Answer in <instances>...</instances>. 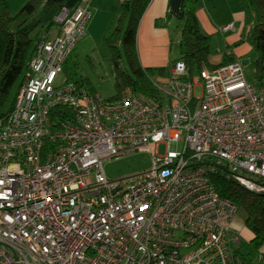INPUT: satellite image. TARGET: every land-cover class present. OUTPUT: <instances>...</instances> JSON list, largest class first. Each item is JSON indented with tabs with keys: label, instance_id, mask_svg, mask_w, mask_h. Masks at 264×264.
Here are the masks:
<instances>
[{
	"label": "built area",
	"instance_id": "built-area-1",
	"mask_svg": "<svg viewBox=\"0 0 264 264\" xmlns=\"http://www.w3.org/2000/svg\"><path fill=\"white\" fill-rule=\"evenodd\" d=\"M92 17V0L60 10L0 118V264H234L239 205L211 173L226 165L264 193V79L249 81L239 60L190 77L178 60L154 81L159 98L60 82ZM59 105L75 113L56 122ZM130 151L151 166L109 178L102 160Z\"/></svg>",
	"mask_w": 264,
	"mask_h": 264
},
{
	"label": "trees",
	"instance_id": "trees-1",
	"mask_svg": "<svg viewBox=\"0 0 264 264\" xmlns=\"http://www.w3.org/2000/svg\"><path fill=\"white\" fill-rule=\"evenodd\" d=\"M68 0H28L15 13L9 8L8 0H0V105L4 104L10 91L20 80L22 85L26 73L29 71L35 45L40 38L37 27L42 25L47 33L52 28L56 29L55 16L66 6ZM151 0H123L121 12L117 19L116 27L107 36L109 46L113 51V68L116 77V98L125 92H139L145 95L162 97L163 93L155 85L154 75L168 78L171 67L178 60H183L193 77L196 67L200 69L209 62L211 54L212 37L205 34L200 27L196 14L198 0H185L183 4L184 18L180 24V32L175 47L178 56L171 60L168 67H144L137 51V31L140 20ZM246 10L253 20L250 43L254 47L256 57L253 60L255 84H261L264 79V0H244ZM37 38L35 44L34 40ZM125 53L126 67L123 66ZM71 55V54H70ZM69 58V57H68ZM71 60V57L69 58ZM66 60L63 70L67 69ZM236 59L230 55L221 64L230 63ZM77 73V66L73 67V74ZM21 77V78H20ZM80 85L87 84L92 92L94 88L81 76L76 79L74 75L67 77ZM20 88V87H19ZM10 111V110H9ZM5 112L2 117L9 113ZM56 122H61L67 116L75 113L67 105H59L52 110ZM227 166L223 165L211 173V179L217 191L224 197L243 207L247 213L246 225L254 234L249 242L255 254L264 256V193L251 192L238 184L227 175ZM247 260V259H246Z\"/></svg>",
	"mask_w": 264,
	"mask_h": 264
},
{
	"label": "crops",
	"instance_id": "crops-1",
	"mask_svg": "<svg viewBox=\"0 0 264 264\" xmlns=\"http://www.w3.org/2000/svg\"><path fill=\"white\" fill-rule=\"evenodd\" d=\"M28 0H8L12 13L17 12ZM185 0H151L142 15L137 31V51L144 67H168L175 56V42L178 41L180 24L184 18ZM79 0H70L66 6L74 8ZM123 0H92L94 15L89 22L90 28L100 20H117L121 12ZM196 14L201 30L212 37L218 47L215 59L209 62L218 65L231 54L240 62L250 57L254 47L250 43L253 27L251 14L245 7L244 0H198ZM88 24V25H89ZM233 24L227 31L223 27ZM252 57V56H251ZM172 69V67H171ZM159 83L165 84L167 78L158 77ZM156 81V80H155ZM247 213L238 206L231 221V228L239 235L240 243L233 244L234 264H246L237 247L250 246L254 234L246 225ZM264 252V246L262 248Z\"/></svg>",
	"mask_w": 264,
	"mask_h": 264
},
{
	"label": "rangeland",
	"instance_id": "rangeland-1",
	"mask_svg": "<svg viewBox=\"0 0 264 264\" xmlns=\"http://www.w3.org/2000/svg\"><path fill=\"white\" fill-rule=\"evenodd\" d=\"M92 10L94 15L93 6ZM116 24L117 20L115 21L109 18L106 20L94 22L91 28L90 24L87 26V33L77 41L71 55L69 56V58L71 57V60L67 58L69 59V61L67 62V69H65L61 74L60 82L70 75H74L76 79H80L81 76H83L87 80V82L93 86V91L99 92L104 97L108 98L117 94V88L115 84L116 77L114 76L115 72L112 61L113 51L107 41V36L111 32H113ZM37 31L39 32V34H41L40 37L44 34H47V32L43 30L42 25L37 27L35 32ZM50 31L52 33H55V27ZM36 41L37 38L34 40L33 44H35ZM217 50L218 47L215 41H212L210 54V58L212 60L216 58L214 57V55L218 54ZM121 51L123 54L122 63L123 66L126 67L123 47H121ZM174 55H178L177 49H175ZM250 55L252 57L250 56L246 58L243 61V65L245 67L246 78L249 81L256 83L253 65V60L256 57L255 50H253ZM75 66H77V73L73 74V67ZM199 73V69L196 67L193 76L199 75ZM158 77V75H154L153 79L159 82ZM20 80H18L16 85L10 91L5 103L0 105V117H2L5 112L11 110V108L13 107L16 95L20 87ZM85 85L88 89H90L87 84ZM200 92L201 88L197 87L196 93L200 94ZM163 149L164 147L162 146L161 150ZM102 162L105 173L109 178L130 176L148 169L152 164L150 154L141 151L124 152L117 158L115 156L106 157L102 160ZM243 246L239 248L237 247V251L240 250V255L245 260L247 259L246 264H261L258 258V254H255L250 246Z\"/></svg>",
	"mask_w": 264,
	"mask_h": 264
}]
</instances>
